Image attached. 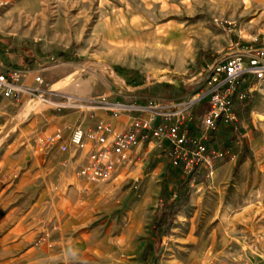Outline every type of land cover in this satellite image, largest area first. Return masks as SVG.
I'll list each match as a JSON object with an SVG mask.
<instances>
[{"label": "rangeland", "instance_id": "374dc122", "mask_svg": "<svg viewBox=\"0 0 264 264\" xmlns=\"http://www.w3.org/2000/svg\"><path fill=\"white\" fill-rule=\"evenodd\" d=\"M35 1H41L42 6ZM78 3L71 5L68 0L61 7L55 0H31L30 20L15 23L19 31L26 32L19 45L32 47L33 54L23 55L25 64L35 71L34 75H39L42 84L38 86L32 81L29 87L33 91L23 93L18 101L11 100L0 117L2 180L14 179L24 171L26 166L16 161L19 154L25 153L27 159L32 153L38 154L35 142L39 131L47 125L46 118L98 110L92 108L98 106L96 102L102 97L98 99L96 94L85 99L81 93L89 86L98 89L105 80L125 100L135 96L142 100L157 98L158 102L170 98L179 103L198 91L199 87L190 80L200 78L217 56L264 47V0H80ZM13 8L18 9L17 5ZM44 10V19L33 15ZM76 13L90 17L71 20ZM61 14L68 18L65 25L69 32L55 21ZM99 16L108 19L102 23L107 25L101 30L102 40L92 37L100 24ZM77 27L82 28L81 33ZM60 30L72 40L64 48L68 52L56 53L59 47L56 48L54 35ZM9 40H0V48L11 51ZM18 49L22 54V49ZM41 50L45 51L44 57L35 59L34 53ZM114 78H120L124 85L115 83ZM240 95L243 98L235 101L237 121L232 125L233 132L223 139L229 147L223 143L216 145L229 149L227 160L220 165L232 162V171L217 176L218 165L213 175L207 177L203 170L200 176L204 185L189 184L188 206L176 213L168 235L159 240L151 233L154 216L165 215L164 208L175 200L174 181L166 177L171 157L164 163L166 170L164 166L157 174L154 161L145 163L138 157L134 160L139 172L137 181H133L131 174L136 167L131 166L125 173L131 177L125 179L124 173L117 171L119 178L112 186L111 181L97 186L100 190L108 188L105 194L110 197L99 208L100 212L93 200L84 196L82 199L89 204L90 210L86 212L92 217L98 221L101 217L111 220L124 213L112 208V200L125 198V191H131L126 201L134 204L148 192L151 195L148 209L155 213L152 220L148 214L140 236L127 241L128 232H124L119 222L109 231L107 244L97 251L90 250L85 259L73 261L67 246L47 244L40 237L27 239L29 232L19 229L16 222L14 230L0 228V264H251L264 258V81L252 78L242 81ZM206 109L201 104L192 111L196 128ZM62 160L45 163L43 169L48 175L54 174V163ZM153 174L155 179L151 181ZM54 187L48 202L64 197L69 188L63 186L57 198L52 193ZM35 193L29 199L32 207L37 201ZM18 202L21 209L22 199ZM115 239L121 240L119 248L112 244ZM149 242L159 243L158 260L154 254L143 259ZM116 248L117 255H110ZM119 251L122 254L118 258Z\"/></svg>", "mask_w": 264, "mask_h": 264}, {"label": "crops", "instance_id": "0c3cea01", "mask_svg": "<svg viewBox=\"0 0 264 264\" xmlns=\"http://www.w3.org/2000/svg\"><path fill=\"white\" fill-rule=\"evenodd\" d=\"M20 1L16 3V0H0V6H3L4 8L0 10V40L4 38L11 39L7 44L11 51L0 48V74L6 73L12 69H17L21 74V84L27 88L28 92H30L33 90H31L29 86L32 81L35 82V78L39 77V75H34L35 71L25 64L27 61L26 57L29 56L28 53H31L30 51L32 50V47L26 44H23V47L19 45L20 43H23L21 37L26 34V32L19 31L17 24L15 23L18 21H26L27 19L30 20V16L32 15L30 10L31 0ZM67 1L68 0H55L56 5L61 7L63 4L67 5ZM35 2L42 6L41 1L38 3L37 1ZM70 2L71 5H79L78 2H80V0H70ZM14 5H17L18 9L13 8ZM45 14V10L39 14L33 13L38 19H44ZM66 17L67 16L61 14L55 21L62 23L63 27L66 28L65 32H69L65 25L68 20ZM84 17L90 16L89 14L82 15L76 13L72 14L70 18L71 20L76 19V21H78L80 18ZM104 18L106 17L99 16V19L97 20L100 24H97L98 26L95 27V30L93 31L94 33H92V37L95 39H103V36L100 35L101 30L104 31L105 26L107 25L102 23L108 21V19ZM9 24L11 25L9 26ZM81 29L82 28L77 27L78 33H81ZM29 34L30 37H32L31 33ZM36 40L41 41V39ZM54 40L56 48L59 47V49L56 50V53L68 52L64 48L70 45L72 40H69L68 35H66L63 30L55 33ZM18 48L22 49V54L21 50ZM44 52L45 51L41 50L40 53H34L35 59L38 60L40 59L39 57L42 59L45 55ZM36 54L39 56H36ZM108 75L110 78L112 77L111 74ZM103 81L104 84L98 89L93 85L81 91L83 97L86 99V97L97 94L99 95L97 97L98 99H100L99 97H102V99L108 103H118L131 107L132 109L122 111L119 114L96 110L94 113H70L46 118L45 121L47 125L44 130L39 131V137L60 132L63 135V141L67 146V151L62 153L57 147L39 151L37 149L36 140L35 150L38 151V154L32 153V157L29 159L25 157V153H21L16 157V161L19 162L20 165L26 166L24 171L14 179L7 178L2 180V176L0 178V228L14 230L15 223L17 222L19 229L27 230L29 232L26 237L27 239H36L40 237L47 244L67 246L69 248V258L73 261L83 260L86 258L90 250L95 249V251H97V249H100L104 244H107V240H109V231L119 224V222H121L120 225L123 226L124 232H128L125 236L127 241H133L136 236L141 235L142 230L144 229V224L147 223L148 214L150 213L149 217L152 220V216L155 213V210L150 212L148 209V196H151L148 192L143 195L140 201H134V204L131 202L128 204L126 199L131 195V191H128V193L125 191V198L122 197L119 200L111 201V204L114 206H112V208H115V211H124L121 216L116 215L114 219L111 220L108 218L103 220L101 217L98 221L95 217H92L90 212H86L87 210H90V206L82 199L83 196L86 200H93L98 209H101L104 203L110 198L109 195L105 194L108 193V188L100 190L97 187L107 182L90 183L77 176V172L84 165L88 154L95 148L93 139L89 135L100 123H110L113 134L128 131L131 129L134 118L140 117L144 120L149 119V113L146 109L150 101L158 102L157 98L142 100L135 96L132 100H125L121 92L116 93L115 91H112V89L107 86V81ZM114 81L120 86L124 85V81L120 78H114ZM102 93L103 96H101ZM165 101H172V99H163L161 102ZM10 103L11 99L5 98L0 94V117ZM77 126H80L85 132V147L82 150H75L69 141L73 129ZM255 128L257 129L259 127ZM246 135L247 132L245 136ZM39 137H37V139ZM125 153L127 158L124 160L114 156L116 168L112 178L109 180L111 181V186L119 178V174H116L117 171L121 174L124 173L125 175L131 166L136 167L134 160H138V157L142 158V161L145 163L150 160L154 161L155 174L159 173L164 166V170H166V165L164 163H168L170 157L167 144L156 148L154 147V142L148 144L142 143L136 148L127 149ZM56 159L63 160L55 162L53 168L55 173L48 175L46 172L47 170L43 169V165L45 163L50 164L52 161H56ZM233 165L234 163L232 162H226L220 165L216 169L217 176L226 175L231 172ZM131 174H133V181H137V178L139 177L137 167L132 170ZM130 175L126 174L124 178L127 179ZM153 176L155 177L154 174L152 177ZM154 177L151 181L155 179ZM197 180L199 181L197 186L204 185V178L199 176ZM16 181L18 182L17 185ZM53 185L55 186L54 189L56 191L52 189V193L55 197H57L58 191L63 186L69 188L64 197H57V201L48 202L47 199L51 195V187ZM32 190L36 192L35 197L37 199V201L34 202L33 207L30 206L31 203L29 202L32 195L31 193H34V191L31 192ZM20 199H22L23 203L21 209L19 208L20 206L17 205V203H19L18 200ZM63 201L65 204L67 203V205H63ZM48 203L49 209L47 210ZM19 214L21 215L18 216ZM125 238H123V240L126 242ZM112 244L119 248L118 246H121V240L115 239L112 241ZM117 252L118 249H113L110 255H117ZM120 254H122V251H119L118 258L120 257ZM101 256H103V254H101ZM102 258H100V260H103Z\"/></svg>", "mask_w": 264, "mask_h": 264}, {"label": "built area", "instance_id": "2783aa9c", "mask_svg": "<svg viewBox=\"0 0 264 264\" xmlns=\"http://www.w3.org/2000/svg\"><path fill=\"white\" fill-rule=\"evenodd\" d=\"M249 78L264 81V47L217 56L200 74V78L190 80L199 89L185 101H150L146 109L149 119L136 117L131 129L119 134L112 133L110 123L98 124L89 135L95 148L88 154L77 176L90 183L108 182L116 168L114 156L124 160L127 149L150 142H154L156 148L167 144L171 167H179L182 174L190 179L189 183H194L204 171L207 177L212 176L218 165L227 160L229 149L224 146L213 148L210 136L217 132L221 122L235 126V101L243 98L240 83ZM35 82L38 86L42 84L40 77H36ZM26 92L27 88L21 84V74L17 69L0 74V94L3 97L18 101ZM96 103L98 106L92 109L115 114L132 109L118 103H108L104 99ZM201 104L207 109L202 114L199 128H196L192 111ZM84 138V130L77 126L69 141L75 150H82L85 147ZM53 147L62 153L67 151L60 132L37 139L39 151ZM251 264H264V258Z\"/></svg>", "mask_w": 264, "mask_h": 264}, {"label": "trees", "instance_id": "16d2710c", "mask_svg": "<svg viewBox=\"0 0 264 264\" xmlns=\"http://www.w3.org/2000/svg\"><path fill=\"white\" fill-rule=\"evenodd\" d=\"M193 132V129L190 128ZM233 132V127L227 122H221L216 133L210 136V141H212V147L216 148L218 143H223L225 146L229 147L228 142L223 141L226 136ZM208 143V142H207ZM166 177L173 179V190L175 194L174 202L166 205L164 210H166L165 215L157 213L153 218V231L151 233L152 237L156 239H161L162 235H168L170 233V227L173 224L174 217L177 212L183 210L188 206L190 197V179L182 174L179 167H170V170L166 172ZM199 184V181H195ZM179 202H182L180 205ZM173 210V212H171ZM160 247L159 243H147L145 250L143 252V259H149L153 254L156 260L159 258Z\"/></svg>", "mask_w": 264, "mask_h": 264}, {"label": "bare ground", "instance_id": "6f19581e", "mask_svg": "<svg viewBox=\"0 0 264 264\" xmlns=\"http://www.w3.org/2000/svg\"><path fill=\"white\" fill-rule=\"evenodd\" d=\"M31 109H32V108H31ZM29 110H30V109H29ZM26 113H28V110H27V111H25V114H26ZM23 116H24V115H23ZM214 177H215V176H214Z\"/></svg>", "mask_w": 264, "mask_h": 264}]
</instances>
